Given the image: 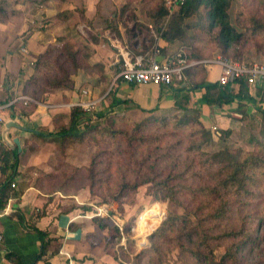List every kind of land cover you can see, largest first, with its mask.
Listing matches in <instances>:
<instances>
[{
  "label": "trees",
  "instance_id": "trees-1",
  "mask_svg": "<svg viewBox=\"0 0 264 264\" xmlns=\"http://www.w3.org/2000/svg\"><path fill=\"white\" fill-rule=\"evenodd\" d=\"M230 2L231 0H183L182 3H176L175 7L173 6L174 12L168 29L162 32L160 37L167 42L180 39L184 30L179 23L186 21L203 7L212 40L223 54H229L231 49L261 36V40H252L251 45L257 53L264 55V21L258 17H251L244 31L237 30L228 12ZM12 3L19 1L0 0V22L9 20L16 13ZM107 8L110 10L114 8L113 3L100 0L94 17L87 19L84 14V4L80 2L74 9L59 12L55 17L69 21L73 18L85 20L91 27L98 26L112 33H118L115 14L112 12L106 14L110 12ZM168 10L164 0H161L155 14L156 18L166 16ZM69 28L71 29V26ZM55 42L49 44L35 57L32 74L21 91L22 96L32 100H15L9 109L11 116L28 117L36 109L38 100H45L48 94L55 90L73 89L72 76L75 72L79 69L91 68V65L80 56V50H72L60 38ZM176 53H180L187 61L192 60L183 50H176L172 54ZM241 55L242 51L237 50L232 57L236 59ZM201 74L205 76V69L200 63L193 64L183 71V76L195 78L194 81H188L190 84L188 90H202V99L208 106L221 107L235 99H242L246 93L244 91L247 90L248 84L243 78L220 85L218 81H205ZM182 80L183 77L179 81ZM233 84L238 85L237 91L232 88ZM182 88L173 92L174 107L183 112L176 118L174 128L188 130V133L168 145L164 142L154 147H150L152 136L144 133L140 137L141 140L137 141L138 139L132 138V132H145L157 122L166 126L168 120L154 116L155 108H142L132 99L117 98L116 91H113L109 106L114 108L120 105L124 110H137L149 115L147 119L145 117L139 122H133L132 130L124 134L128 137V142L126 149L123 150L122 161L118 163V167L116 166L120 173V182L117 183L116 190L120 195H127L135 192L141 185L151 184L154 200L161 199L181 209L180 213L172 209L168 210L164 220L150 236L152 239L150 246L143 249L140 256L150 259L153 256L157 260L155 264H160L162 244H168L177 249L178 257L187 264H191V261L193 264H246L244 255L247 249L252 250L258 244L261 228L264 226V198H259L261 194L264 195V138L256 141V148L252 151L242 150L234 154L228 149L205 150L204 145L212 140V133L201 122L198 110L188 107L189 94L180 97L179 92ZM259 111L264 116V109ZM104 115L101 112L96 113L95 119L98 120ZM92 116L90 111L80 106H73L69 123L63 122L60 117H55V130L48 132L47 136L61 139L65 143L81 138L86 132L98 131L99 122H93ZM81 126L84 129H81ZM230 132L229 129L221 130L224 135ZM36 134L45 136L39 131ZM140 141H148V151L140 160H136V150L140 148L138 147ZM19 157L20 150L17 147L13 149L4 147L0 150V172L4 175L0 182V209L5 206L12 194L18 197L27 184H33L38 188L36 182L18 181ZM97 159L98 154L92 158L91 166L86 169L90 174L89 178L94 181ZM106 166L110 174L112 165ZM130 173L135 176L134 180H125ZM12 183L18 185V188L12 187ZM158 211L159 209H156L152 216L145 218V221L154 218ZM18 218L24 221L20 214ZM93 222L101 229H107L109 234L102 238L88 239L91 249L96 246L100 248L101 253L113 257L112 250L108 251L104 244L109 242L110 245L114 238L121 235L118 226L110 216H94ZM130 227L131 225L127 223L124 230L127 231ZM30 228L40 241V251L36 261L43 256L55 254L61 247L60 239L51 237L49 231L40 230L34 225ZM218 248H222L223 252L217 258L215 251ZM6 256L14 264H21L14 253H7ZM36 261L33 264H36Z\"/></svg>",
  "mask_w": 264,
  "mask_h": 264
},
{
  "label": "rangeland",
  "instance_id": "rangeland-1",
  "mask_svg": "<svg viewBox=\"0 0 264 264\" xmlns=\"http://www.w3.org/2000/svg\"><path fill=\"white\" fill-rule=\"evenodd\" d=\"M18 1L23 5L41 2V0ZM173 2L174 0H172V4ZM112 3L114 8L111 10L107 8V11L110 10V12H106V14L111 12L115 14L118 30L120 29L123 33L122 41L130 47L134 38L144 39L143 41H147V55H151L159 47L156 43L157 38H161V33L168 29L175 6L168 10L166 16L157 19L155 14L161 0H112ZM166 3V0H164V5ZM228 12L236 29L244 31L251 17H258L264 21V0H231ZM204 13L205 9L201 7L195 15L181 24L179 23L184 33L180 39L170 42L174 45L171 51L183 50L187 56L191 57L192 60L190 61L199 62L201 65H204V60L217 58L224 61L248 62L255 60L264 62V55L257 53L251 45L252 40H261V36L252 38L245 45L231 49L229 54H223L212 40V34L208 30ZM20 14L22 15L19 16L23 18L26 15V10L20 12ZM42 21L45 20L43 19ZM73 22L76 23L72 24L71 29L69 28V31L64 34L67 36L62 37H64V44L74 51L80 50V56L86 63L91 65L89 69H79L78 71H84L85 73L95 71V74L99 75V78L94 81H90L91 77L85 74L82 77L78 76V74L76 75L77 71L72 76L73 79L75 76L81 79V85L77 89L80 95L82 89L88 91V88H90L95 95L92 96V94V98L98 100L95 106L89 110L90 114L92 113L93 115L92 121L99 122L98 131L86 132L79 139L63 143L61 139L47 136L48 130L43 127L41 131L44 132L45 136H31L23 140L19 157L22 176H26V180L29 182H36L37 187L41 191L51 195L50 199L56 197L55 207L61 211L78 209L80 212H91L95 207L105 206L111 212L109 216L114 220V224L120 223L118 229L121 235L118 238H114L110 245L109 242L104 244L108 251L112 250V258L115 263L155 264L157 263L156 258L153 256L151 259L146 256L142 257L140 252L150 246L152 241L150 236L164 220L168 210L172 209L180 213L181 209L167 201L154 200L151 184L141 185L135 192L127 195H120L116 190V185L120 182V173L116 166L118 167V163L122 161L123 150L126 149L128 142V137L124 136V134L132 130L133 122H139L145 117L147 119L149 115L137 110H124L123 106L114 108L109 106L116 87L115 82L113 83L114 77L119 72L122 60H118L115 63V70L111 75L112 78L109 76L107 79L102 76V67L95 63L90 64L89 57L91 55L90 42H96L104 29L98 26L95 28L91 27L85 20L81 19L73 18L70 23ZM36 27L40 28L41 26ZM30 29L32 30V27ZM113 33L115 35L119 34V32ZM113 33L111 32V34ZM2 36L3 39L6 37L4 32L0 30V38ZM102 40L103 43L107 42L108 47L119 52L116 39H109L108 41L107 38L102 37ZM237 50H241L242 55L235 59L232 54ZM26 60L30 72L23 78L19 96H22L21 91L24 84L32 74L34 59L26 58ZM101 79L106 81L102 83L100 82ZM187 79L188 81L195 80L191 76H187ZM45 100H38V102ZM100 112L105 115L98 120L95 119V114ZM182 113L181 110L176 109L156 110L154 116L161 119L166 118L168 120L167 125L163 126L162 123L157 122V124L148 127L145 132H132V138H136L139 141L141 140L140 137L146 133L153 137L150 140V147L164 142L168 145L171 141L188 133V130L183 131L174 128L176 118L180 117ZM80 128L82 129L83 127L81 126ZM208 129L212 133V140L204 145L205 150L228 149L234 154L242 150L252 151L256 148V141L264 138V117L256 113H241L238 123L234 124L229 129L231 132L226 135L222 134L219 129ZM53 130L55 129L53 128ZM109 130L111 131L109 132ZM138 145L140 148L136 150V160H140L141 156L148 151V141H140ZM97 154L98 162L94 167V181V179L89 178L90 174L86 169L91 166L92 158ZM107 164L112 165L110 174L106 170ZM102 168L104 170L98 173ZM134 178L135 176L130 173L125 180L132 181ZM259 198H264V195L261 194ZM156 209H159V211L155 217L147 219L146 223L141 225L144 218L152 216ZM127 223L131 227L125 231L124 226ZM105 230L106 237L109 232L107 229ZM96 237L100 238L99 236ZM222 252V248H218L215 251L216 257L218 258ZM161 256L162 262L160 264H187L180 260L177 249L168 244H162ZM244 256L246 257L244 258V263L246 264H264V226L261 228L258 244L252 250L247 249ZM190 263L193 264V261Z\"/></svg>",
  "mask_w": 264,
  "mask_h": 264
},
{
  "label": "crops",
  "instance_id": "crops-1",
  "mask_svg": "<svg viewBox=\"0 0 264 264\" xmlns=\"http://www.w3.org/2000/svg\"><path fill=\"white\" fill-rule=\"evenodd\" d=\"M108 1L112 2V0ZM80 2L84 4L86 18H93L100 0H44L33 2L32 5L12 3V8L16 13L9 20L0 22V30L6 36L4 39L3 36L0 38V101L19 97L23 78L30 72L26 58L35 59L58 38L64 40L62 36H67L64 34L69 31V27L74 22L60 20L55 16L59 12L74 9ZM24 10H26V15L22 18L19 15H22L20 12ZM43 19L45 21H42ZM30 27L32 30H29ZM102 37L107 38L108 41L116 39L115 41H118L124 52L132 59L136 56L145 58L148 56L147 41H143L144 39L134 38L133 43L128 47L122 41L123 33L120 29L118 35L104 30L96 42H90L89 60L90 64L95 63L102 67V76L107 79L115 70V63L118 60L121 61L123 56L117 50L108 47L107 42L103 43ZM156 43L161 49V55L156 56V59H161L164 55L174 52L171 51L174 45L170 42L157 38ZM203 68L205 76L201 74L202 78L207 82H216L221 73V67L218 64L204 63ZM22 73L24 74L21 76ZM95 73V71L88 73L77 71L76 75L82 77L85 74L91 77L90 81H94L99 78V75ZM183 79L182 81L175 79L169 86L152 83L133 86L117 80L114 90L117 98L132 99L142 108L166 111L175 109L173 92L184 87L179 92L180 97L188 93L190 98L188 107L197 109L203 125L212 129L232 128L238 123L241 113H256L263 116L259 111V109H264L263 86L247 85L242 99H235L229 104L217 107L208 106L203 101L202 90H188L190 84L187 76H183ZM103 81L106 80H100L102 83ZM80 85L81 79L75 76L73 89L55 90L49 93L45 101L37 103L36 109L28 117L11 116L7 111L4 115V123H0V150L4 147L10 149L17 147L20 150L25 138L41 137L36 132H42L43 127L48 132H52L55 117H60L63 122L68 123L71 104L83 99L77 91ZM232 88L237 91L238 85L233 84ZM88 91H90V97L95 96L90 88ZM17 170L20 172L18 181L27 182L26 176H22L20 163ZM3 178L4 175L0 172V182ZM15 187L18 188V185ZM50 197L51 195L39 190L33 184H27L18 197L12 194L8 198L5 206L0 209V264H14L6 256L10 252L18 257L21 264H33L36 261V256L40 251V241L36 233L31 230V225L40 230L49 231L51 237L59 238L62 242L55 254L43 256L36 261V264H69V262L72 264H115L112 256L101 253L100 248L95 246L93 250L91 249L88 239L92 237L97 239L96 236L102 238L106 234L105 229H101L93 222L94 216H90L88 211L80 212L78 209L61 211L55 207L57 198L50 199ZM18 214L24 218V221L19 220Z\"/></svg>",
  "mask_w": 264,
  "mask_h": 264
},
{
  "label": "built area",
  "instance_id": "built-area-1",
  "mask_svg": "<svg viewBox=\"0 0 264 264\" xmlns=\"http://www.w3.org/2000/svg\"><path fill=\"white\" fill-rule=\"evenodd\" d=\"M166 7L172 9L174 4L182 3L183 0H166ZM118 43V42H117ZM119 46V52L123 56L122 65L119 72L114 77L113 83L120 79L133 86L152 83L155 85L169 86L175 79H182L183 71L196 63V61H187L180 53L167 54L161 59H156V56L161 55V49L157 47L154 52L148 57L136 56L133 59L124 52L122 46ZM125 53V54H124ZM205 64H218L221 67V73L217 79L220 85H226L236 79L243 78L250 86L260 85L264 87V62L260 61H232L209 59L204 60ZM83 99L71 104V106H80L84 110H90L97 103V99L90 97L87 90H81ZM17 99L31 101L27 96L14 97L7 101H0V123H4V115L11 107L13 102ZM21 117V116H19ZM12 187L15 184L12 183ZM110 211L105 206L95 207L93 211L89 212L90 216L105 217L110 215ZM120 227V223H116ZM69 264H72L69 262Z\"/></svg>",
  "mask_w": 264,
  "mask_h": 264
},
{
  "label": "bare ground",
  "instance_id": "bare-ground-1",
  "mask_svg": "<svg viewBox=\"0 0 264 264\" xmlns=\"http://www.w3.org/2000/svg\"><path fill=\"white\" fill-rule=\"evenodd\" d=\"M146 218V217H145ZM145 218H144V220H143V222L141 223V225H143V224H145L146 222H145Z\"/></svg>",
  "mask_w": 264,
  "mask_h": 264
},
{
  "label": "water",
  "instance_id": "water-1",
  "mask_svg": "<svg viewBox=\"0 0 264 264\" xmlns=\"http://www.w3.org/2000/svg\"><path fill=\"white\" fill-rule=\"evenodd\" d=\"M8 127V126H7Z\"/></svg>",
  "mask_w": 264,
  "mask_h": 264
}]
</instances>
